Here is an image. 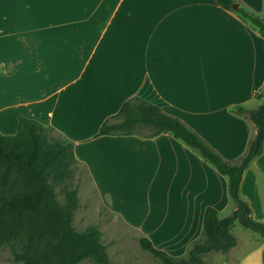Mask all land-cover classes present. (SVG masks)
<instances>
[{"label":"crops","instance_id":"obj_1","mask_svg":"<svg viewBox=\"0 0 264 264\" xmlns=\"http://www.w3.org/2000/svg\"><path fill=\"white\" fill-rule=\"evenodd\" d=\"M235 1L264 14V0ZM0 18L7 20L3 51L23 56L25 70L16 74L44 83L35 96L30 90L17 102L0 101L3 135L16 133L20 117L54 128L75 144L108 209L134 226L123 200H111L131 188L161 195L171 222L179 204L197 212L199 226L207 207L228 209L227 178L171 135L95 136L140 97L179 118L225 160L242 158L257 129L235 109L257 110L264 89V38L249 23L216 0H0ZM1 63L0 77L15 75ZM240 194L264 223V153L246 170ZM141 229L151 241L157 235Z\"/></svg>","mask_w":264,"mask_h":264},{"label":"trees","instance_id":"obj_2","mask_svg":"<svg viewBox=\"0 0 264 264\" xmlns=\"http://www.w3.org/2000/svg\"><path fill=\"white\" fill-rule=\"evenodd\" d=\"M216 1L264 38V16L245 8L235 10V0ZM263 91L257 95L258 99ZM235 112L246 115L257 129L247 153L235 162L225 160L179 118L140 97L126 101L95 136L155 138L169 134L227 178L233 213L221 218L218 210L207 207L202 238L193 243L186 256L173 257L157 249L150 239H140L143 251L163 264H208L204 260L206 255L230 253L238 245L232 233L237 223L264 241V223L253 218L251 207L240 194L246 170L264 153V104L255 111L238 107ZM80 165L75 144L37 120L20 117L14 135L0 132V251L8 250L20 264H81L86 260L113 264L101 242L99 229L90 227L85 232L75 229V216L80 208V180L76 183ZM60 195L63 201L59 200Z\"/></svg>","mask_w":264,"mask_h":264},{"label":"rangeland","instance_id":"obj_3","mask_svg":"<svg viewBox=\"0 0 264 264\" xmlns=\"http://www.w3.org/2000/svg\"><path fill=\"white\" fill-rule=\"evenodd\" d=\"M264 14L262 15V17ZM7 24V20L0 18V26ZM0 36V65L1 61H7L9 68L15 73L11 77H0V101L3 99L10 102H17L18 96L26 95L43 87L44 83L34 76H20L17 72L25 70L22 64V53L14 50L11 55L8 51H3V43ZM33 54H29L28 60H32ZM30 68V67H29ZM30 69H34L31 67ZM20 96V97H21ZM264 104V91L260 99ZM20 111L17 108L15 111ZM29 110H23L22 113ZM29 115L28 112L24 114ZM5 133V132H3ZM80 180V208L76 213L74 226L78 232H85L90 227H96L102 234L101 242L106 247L109 260L113 264H163L155 259L150 253L143 251L140 239L145 236L144 231L154 233L152 243L157 249H161L173 257H184L191 249L193 243L202 238L203 217L199 226L197 212L182 211V204L176 210L178 216H173V221H167L163 205L162 196L148 194L147 188H131L129 195L123 197L120 193L111 196L113 202L123 200L125 208L132 211L126 212L125 216L131 219L136 226L132 225L121 215L113 214L109 208V199L99 196L92 189L87 171L81 165L78 167L76 183ZM122 199H121V198ZM183 195L179 199H184ZM59 200L63 201L60 195ZM182 203V202H181ZM136 210V211H135ZM234 211L231 204L221 218L230 216ZM187 215H190L186 219ZM120 216V217H119ZM240 242V246L228 254L210 253L204 260L208 264H264V241L255 233L244 229L239 223L232 230ZM0 264H20L13 260L8 250L0 251ZM81 264H96L92 260H86Z\"/></svg>","mask_w":264,"mask_h":264},{"label":"water","instance_id":"obj_4","mask_svg":"<svg viewBox=\"0 0 264 264\" xmlns=\"http://www.w3.org/2000/svg\"><path fill=\"white\" fill-rule=\"evenodd\" d=\"M234 9L235 10H238L239 9V6L236 4V5H234Z\"/></svg>","mask_w":264,"mask_h":264}]
</instances>
